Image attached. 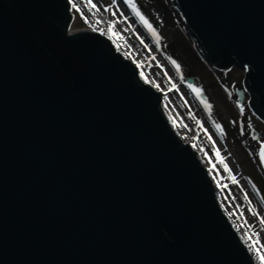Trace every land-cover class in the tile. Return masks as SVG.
<instances>
[{
  "label": "water",
  "instance_id": "water-1",
  "mask_svg": "<svg viewBox=\"0 0 264 264\" xmlns=\"http://www.w3.org/2000/svg\"><path fill=\"white\" fill-rule=\"evenodd\" d=\"M168 1L264 123V0ZM70 26L68 0H0V264H257L163 94Z\"/></svg>",
  "mask_w": 264,
  "mask_h": 264
},
{
  "label": "rangeland",
  "instance_id": "rangeland-1",
  "mask_svg": "<svg viewBox=\"0 0 264 264\" xmlns=\"http://www.w3.org/2000/svg\"><path fill=\"white\" fill-rule=\"evenodd\" d=\"M70 6L71 30L102 33L119 53L138 65L143 83L163 91L174 128L192 135V142L187 143L209 167L221 208L261 264L264 172L259 146L264 140V124L248 109L246 94L243 104L238 103L236 90L242 87L244 72L232 67L223 73L210 66L168 0H71ZM85 7L92 10L91 16ZM132 49L139 52L140 59ZM151 76L163 84L157 85ZM188 78L193 79L190 88ZM235 217L251 223L244 226Z\"/></svg>",
  "mask_w": 264,
  "mask_h": 264
},
{
  "label": "bare ground",
  "instance_id": "bare-ground-1",
  "mask_svg": "<svg viewBox=\"0 0 264 264\" xmlns=\"http://www.w3.org/2000/svg\"><path fill=\"white\" fill-rule=\"evenodd\" d=\"M69 1V3H71V0H68ZM85 11H86V13L87 14H89L90 16H91V14H92V10H90V9H88L87 7H85ZM128 43H129V46H132L133 47V42L132 41H128ZM134 49H137L136 47H134ZM134 49H132V51H133V53L137 56V58L138 59H140V55H139V52L137 51V50H134ZM138 52V53H137ZM124 57H126L125 55H124ZM150 65V64H149ZM137 67H138V65H137ZM137 70H138V74H139V78L140 79H142L141 77V72H140V70L137 68ZM156 76H158V75H156ZM156 76H151V78L153 77L154 78V80L157 82V85L158 84H163V82H161V79L160 78H158V77H156ZM152 78V79H153ZM156 86V85H155ZM154 85H153V88L157 91L158 89H157V86L155 87ZM163 90V89H162ZM161 92V91H160ZM163 92V91H162ZM161 92V93H162ZM164 97L162 96V109H163V111H164V114H165V116L167 117V119H168V121L170 122V125H171V128H172V130L174 131V133L183 141H186V142H189V143H191L192 142V135H184L186 132H184V131H182V129L180 128L179 130H178V128L176 129V128H174V126H173V122L171 121V119H170V115H169V113H168V111H167V106L166 105H164V99H163ZM166 107V108H165ZM181 135V136H180ZM182 137V138H181ZM212 149H214V147L212 148ZM193 150H194V148H193ZM195 151V150H194ZM195 153L197 154V156L199 157V159H200V161H201V158H200V156H199V153H198V151H195ZM206 154L208 153V152H205ZM202 162V161H201ZM202 164H203V162H202ZM203 166L207 169V171H208V173H209V167L207 166V165H205V164H203ZM215 188H216V190H217V194L219 193V191H218V187L217 186H215ZM228 205V204H227ZM219 206H220V203H219ZM229 206V205H228ZM220 208H221V206H220ZM229 208V207H228ZM222 209V208H221ZM222 211H223V209H222ZM230 211H231V209H230ZM232 212V211H231ZM223 213H224V211H223ZM225 214V213H224ZM235 216V215H234ZM236 218V217H235ZM236 220L237 221H241V222H243L244 223V226L246 225V224H249V223H251L250 221H246L245 219H242L241 218V220H238L237 218H236ZM231 224H232V222H231ZM233 225V224H232ZM233 228L236 230V232H237V234L239 235V237H240V240L244 243V244H246V242L244 241V239H243V237L240 235V232L241 231H239L234 225H233ZM245 238V237H244ZM249 250H250V252L252 253V255H253V251L249 248ZM254 256V255H253ZM257 263V262H256Z\"/></svg>",
  "mask_w": 264,
  "mask_h": 264
},
{
  "label": "snow or ice",
  "instance_id": "snow-or-ice-1",
  "mask_svg": "<svg viewBox=\"0 0 264 264\" xmlns=\"http://www.w3.org/2000/svg\"><path fill=\"white\" fill-rule=\"evenodd\" d=\"M73 7H76V6L73 5ZM93 7H95V5H93ZM77 11H79L78 8H77ZM137 14H139V13H137ZM141 19H143V17H141ZM262 158H264V149H262ZM260 261H261V264H264V255L260 256Z\"/></svg>",
  "mask_w": 264,
  "mask_h": 264
}]
</instances>
